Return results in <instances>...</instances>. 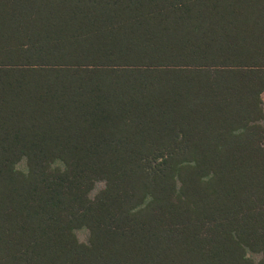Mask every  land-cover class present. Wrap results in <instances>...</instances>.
<instances>
[{
  "label": "trees",
  "instance_id": "obj_1",
  "mask_svg": "<svg viewBox=\"0 0 264 264\" xmlns=\"http://www.w3.org/2000/svg\"><path fill=\"white\" fill-rule=\"evenodd\" d=\"M264 0H0V264H264Z\"/></svg>",
  "mask_w": 264,
  "mask_h": 264
},
{
  "label": "rangeland",
  "instance_id": "obj_2",
  "mask_svg": "<svg viewBox=\"0 0 264 264\" xmlns=\"http://www.w3.org/2000/svg\"><path fill=\"white\" fill-rule=\"evenodd\" d=\"M263 99H264V97H263Z\"/></svg>",
  "mask_w": 264,
  "mask_h": 264
}]
</instances>
